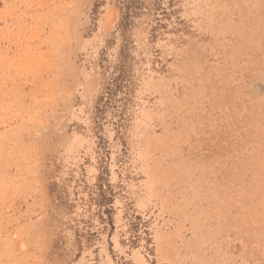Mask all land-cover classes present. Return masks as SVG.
Wrapping results in <instances>:
<instances>
[{
  "label": "rangeland",
  "instance_id": "obj_1",
  "mask_svg": "<svg viewBox=\"0 0 264 264\" xmlns=\"http://www.w3.org/2000/svg\"><path fill=\"white\" fill-rule=\"evenodd\" d=\"M0 264H264V0H0Z\"/></svg>",
  "mask_w": 264,
  "mask_h": 264
}]
</instances>
